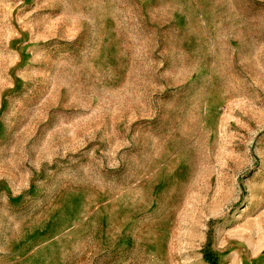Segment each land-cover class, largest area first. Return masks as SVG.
<instances>
[{"label":"rangeland","instance_id":"rangeland-1","mask_svg":"<svg viewBox=\"0 0 264 264\" xmlns=\"http://www.w3.org/2000/svg\"><path fill=\"white\" fill-rule=\"evenodd\" d=\"M0 264H264V0H0Z\"/></svg>","mask_w":264,"mask_h":264}]
</instances>
